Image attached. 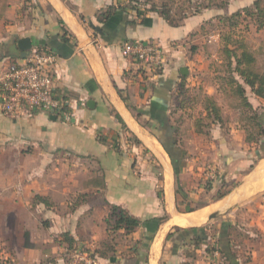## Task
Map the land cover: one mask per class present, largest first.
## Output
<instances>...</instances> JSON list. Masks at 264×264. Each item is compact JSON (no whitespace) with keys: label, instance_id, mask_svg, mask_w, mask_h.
I'll return each instance as SVG.
<instances>
[{"label":"crops","instance_id":"obj_1","mask_svg":"<svg viewBox=\"0 0 264 264\" xmlns=\"http://www.w3.org/2000/svg\"><path fill=\"white\" fill-rule=\"evenodd\" d=\"M254 1L213 3L171 26L154 12L123 11L125 0H0V70L21 60L2 57L8 45L29 38L32 49L56 56L54 90L66 98L64 115H8L0 95V264H69V242L100 264H264V135L247 143L236 123L231 143L219 127L206 141L172 122L186 117L172 108L178 78L192 75L188 41L210 59L211 48L196 44L204 26L220 39L215 18ZM146 41L165 52L157 72L124 53L125 44ZM244 90L264 128V101ZM183 133L192 138L178 146ZM205 165L221 172L214 190L223 182L227 194L183 211L181 201H197L189 192ZM111 206L138 226L111 234Z\"/></svg>","mask_w":264,"mask_h":264},{"label":"rangeland","instance_id":"obj_2","mask_svg":"<svg viewBox=\"0 0 264 264\" xmlns=\"http://www.w3.org/2000/svg\"><path fill=\"white\" fill-rule=\"evenodd\" d=\"M13 4L17 2V0H12ZM129 2L128 5L133 8H137L140 12L146 11L150 8L151 4L160 5L166 2V0H125ZM210 0H173L172 4L170 5L171 9V17L173 20V24H179L182 18H191L195 14V3L200 2L202 6H205L209 3ZM215 4H227L231 5L237 4L239 0H213ZM181 13V14H180ZM182 16V17H181ZM242 21V20H241ZM240 26L237 28V32L241 34L245 45L248 49L253 52V55L256 59L255 68L259 73L264 74V29L257 30L251 19L247 18L245 21L240 22ZM211 26V27H210ZM204 26L207 28L208 33L201 36L199 39V43L196 44L204 46H209L212 52V59H207L204 61V57L206 53L204 50L202 51H195L198 46L194 47L192 40L188 41L191 42L190 44V52H191V61L190 65L192 68V75L189 78V82L186 80L183 82L182 78L175 87V92L173 97H175V106L172 108V113L175 114L178 111H181L185 117V119L181 120L178 118V115L172 117V122L179 126V130H181V126L187 128V126L194 128L195 132L199 137H204L206 141L210 137V133L213 127L220 128L221 132L225 135V138L229 139L230 141V134L229 129L234 127L237 123V126L242 130H248V115L247 111L243 114L241 113L239 116H236L234 110H243L240 108L238 103H235L234 97L228 98L231 95L224 87L221 85L223 84L221 81V76L226 74V67L225 63H219V45L221 47V40L218 38H211L214 31H219L213 29L212 25ZM245 26L248 29H245ZM224 31V30H223ZM227 31V29L225 30ZM204 37V38H203ZM210 41V44H209ZM187 44V45H188ZM209 44V45H208ZM221 49V48H220ZM216 51V52H215ZM10 61V59H9ZM202 62L204 64L203 70H194L196 68L195 65ZM11 63V62H10ZM195 65H193V64ZM215 92V94H214ZM222 95V96H221ZM221 98L223 99H220ZM208 98L212 100L213 104L216 108L220 109V119L215 120L212 116L209 115L208 111L206 110V106L208 105ZM251 115V113H250ZM181 122V124H180ZM144 127H149V124H142ZM157 131V130H154ZM124 136L127 140L134 142L133 138L127 135L126 131L124 130ZM192 136H187V134H175L174 140L176 141L177 145L179 146V142L181 145L184 144L185 139H190ZM194 143L196 139L192 140ZM135 143V142H134ZM231 143V141H230ZM184 147V146H183ZM197 154V152H194ZM193 153V154H194ZM200 177L197 181L196 189L193 190L194 192H189L190 194H194L197 197L196 203L194 202H187L181 201L180 209L183 211L191 210L196 207H200L205 202H208L214 199L218 192H227L228 187L224 185L223 182H219L218 187L214 190V182L219 178L221 173L216 167H210L205 165L201 167L199 170ZM221 180V179H220ZM192 198V197H191ZM208 198V199H206ZM186 206L187 208L185 209ZM192 206V208H190Z\"/></svg>","mask_w":264,"mask_h":264},{"label":"trees","instance_id":"obj_3","mask_svg":"<svg viewBox=\"0 0 264 264\" xmlns=\"http://www.w3.org/2000/svg\"><path fill=\"white\" fill-rule=\"evenodd\" d=\"M173 0H166L165 3L160 5L151 4L150 8L146 11L154 12L161 16L165 21H167L171 26H174L171 17L170 4ZM214 1L210 0L205 6H202L200 2L195 3V14L200 13L202 10L208 8ZM217 5V4H214ZM220 5V3L218 4ZM128 5L123 6L122 10L128 9ZM113 8H109L107 12L101 14L106 19L110 16V11ZM132 9V8H131ZM136 10L137 17H143L140 10ZM181 14V13H180ZM193 14V15H195ZM251 19L257 30L264 29V0H255L251 7H245L242 10L232 14L229 17L217 16L218 25L224 30L220 34L221 40V58H223V63H225L226 74L221 76L222 86L226 89L236 102L240 105V108L245 111H251V115L248 116V130L246 129V142L250 144H257L258 139L264 135L263 124L260 117L255 113L252 106L248 103L245 96L244 86L248 87L255 97L264 101V74L259 73L255 68L256 59L248 47L245 45L243 38L237 28L241 25L240 22L245 21V19ZM242 20V21H241ZM227 29V31H225ZM245 29H248L245 26ZM66 42V40H64ZM183 82L186 80L185 77L182 78ZM241 81V82H240ZM244 85V86H243ZM64 99H66L63 96ZM208 105L206 110L209 115L215 120L220 119V109L216 108L212 100L208 98ZM97 140L101 143H107L106 138L97 137ZM113 148L117 149V145L113 144ZM178 152V151H177ZM171 155V153L168 151ZM173 155V152H172ZM175 158V156H174ZM178 168H175V173H178ZM227 192L219 191L215 200L222 199ZM106 224L109 232L112 234L117 230L129 231L138 226L139 221L132 218L128 213L120 207L111 206L109 208V215L106 219ZM68 250L71 253L74 251L72 248V243H68ZM69 256V257H70Z\"/></svg>","mask_w":264,"mask_h":264},{"label":"built area","instance_id":"obj_4","mask_svg":"<svg viewBox=\"0 0 264 264\" xmlns=\"http://www.w3.org/2000/svg\"><path fill=\"white\" fill-rule=\"evenodd\" d=\"M124 53L141 68L157 72L165 63L163 48L151 42L124 45ZM56 56L48 51L32 49L25 59L8 63L0 70L2 109L8 115L47 113L64 115L65 99L54 90L52 71ZM69 264H100L92 253L75 249Z\"/></svg>","mask_w":264,"mask_h":264},{"label":"water","instance_id":"obj_5","mask_svg":"<svg viewBox=\"0 0 264 264\" xmlns=\"http://www.w3.org/2000/svg\"><path fill=\"white\" fill-rule=\"evenodd\" d=\"M32 42L29 38H22L15 42H11L10 45L6 48L2 57H18L20 59H25L29 55V52L32 50ZM183 76L186 75V69L180 70ZM217 215H211L209 218H215Z\"/></svg>","mask_w":264,"mask_h":264}]
</instances>
